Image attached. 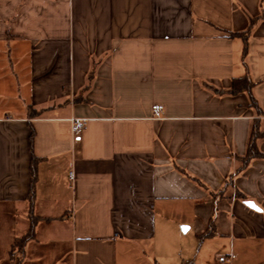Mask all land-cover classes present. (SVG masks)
I'll list each match as a JSON object with an SVG mask.
<instances>
[{"label":"crops","instance_id":"0c3cea01","mask_svg":"<svg viewBox=\"0 0 264 264\" xmlns=\"http://www.w3.org/2000/svg\"><path fill=\"white\" fill-rule=\"evenodd\" d=\"M244 31L264 110V0H0V264H264Z\"/></svg>","mask_w":264,"mask_h":264},{"label":"trees","instance_id":"16d2710c","mask_svg":"<svg viewBox=\"0 0 264 264\" xmlns=\"http://www.w3.org/2000/svg\"><path fill=\"white\" fill-rule=\"evenodd\" d=\"M248 34L249 31H244V32H238V33H232L231 36L234 35H241L244 37V48H243V63L246 67V73L239 77V78H234L232 80V86L229 89H217L215 88V91L218 93H229V94H237L241 91H247L249 96H250V105L255 107L259 113H264V110L260 107L257 98L254 95L253 92V88L255 85V82L252 80L250 73H249V67H248V63H247V57H248V53H249V41H248ZM254 137H256V133L255 132H251V136H250V140H249V150L248 153L245 157L241 158V166L239 167V169H243L245 168L249 162L251 161V159L253 157L256 156H262L261 153H259L256 148H255V144H254ZM36 161L35 159H33L32 161V185H31V193H30V197L31 199H33L34 197V186H35V182L37 179V173H36V165H35ZM35 220H33L31 227L29 229V231L24 234L23 236L17 237L16 240L14 241L12 248H11V259L15 260L17 263L21 262V254L24 252L25 246L27 244V242L35 237ZM212 233V230L210 231Z\"/></svg>","mask_w":264,"mask_h":264},{"label":"built area","instance_id":"2783aa9c","mask_svg":"<svg viewBox=\"0 0 264 264\" xmlns=\"http://www.w3.org/2000/svg\"><path fill=\"white\" fill-rule=\"evenodd\" d=\"M152 109H153V117L160 118L161 115L163 114V111H164V105L163 104H154L152 106ZM86 122H87L86 118L73 117L71 119L73 136H78L82 133V131L85 128ZM70 176L72 179H74V172H71ZM234 257L235 256L233 254L230 256H221L220 260L223 262H230L232 259H234Z\"/></svg>","mask_w":264,"mask_h":264},{"label":"rangeland","instance_id":"374dc122","mask_svg":"<svg viewBox=\"0 0 264 264\" xmlns=\"http://www.w3.org/2000/svg\"><path fill=\"white\" fill-rule=\"evenodd\" d=\"M47 235L48 234L45 233V235L43 234L41 237L46 238ZM53 237H54V235H53ZM51 239H53L52 236H51ZM61 247L63 248L64 246L61 245ZM209 253H210V255L207 257V260H209L210 264H220L219 257L221 256V254L223 252H220L219 249H213L212 252H209ZM44 260H46L45 262H47L48 258L47 257H44ZM14 262L17 263L15 260H14Z\"/></svg>","mask_w":264,"mask_h":264},{"label":"water","instance_id":"95a60500","mask_svg":"<svg viewBox=\"0 0 264 264\" xmlns=\"http://www.w3.org/2000/svg\"><path fill=\"white\" fill-rule=\"evenodd\" d=\"M247 204L250 205V206H254L255 207V204L253 201H247Z\"/></svg>","mask_w":264,"mask_h":264}]
</instances>
